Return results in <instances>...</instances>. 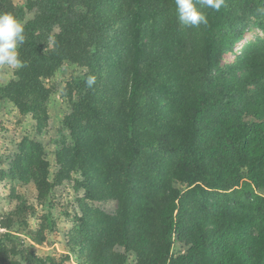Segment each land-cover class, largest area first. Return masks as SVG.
Instances as JSON below:
<instances>
[{"label":"trees","instance_id":"obj_1","mask_svg":"<svg viewBox=\"0 0 264 264\" xmlns=\"http://www.w3.org/2000/svg\"><path fill=\"white\" fill-rule=\"evenodd\" d=\"M204 11L193 28L175 0H0L27 21L0 95L35 130L0 156V264H264V37L222 64L264 31V0ZM56 229L59 255L31 243Z\"/></svg>","mask_w":264,"mask_h":264},{"label":"rangeland","instance_id":"obj_2","mask_svg":"<svg viewBox=\"0 0 264 264\" xmlns=\"http://www.w3.org/2000/svg\"><path fill=\"white\" fill-rule=\"evenodd\" d=\"M13 1L16 5L21 4L22 2V0ZM258 37H264V31L258 27L252 26L245 34L244 38L236 44L234 50L224 55L222 64L226 65L234 63L242 47ZM13 73L14 71L11 69L0 68V86L6 84L12 78ZM46 85L55 88L54 94L48 105V111L53 119V126L56 130H62V115L68 109V99L63 95V89L66 87V76L62 73L56 74L55 76L46 79ZM34 131V124L31 118L20 115L17 108L8 100L3 99L0 95V156L8 150L9 142L11 140L24 135L33 136ZM59 134L60 133H58L57 136H59ZM10 187L11 183L8 180L0 178V220L1 217L4 216L5 211L9 208V202L6 200V195ZM70 197L72 200L75 199L72 195ZM68 217L69 216L61 215L57 220L60 229H72V222L71 219H69L70 217ZM33 226L37 228L39 227L38 219L34 220ZM0 230L4 231V229L1 228ZM56 231H53V234L49 233L42 245L36 244L33 241H31V243L41 250L47 251L53 249V254L59 255L63 250V236ZM35 253L39 252L35 250Z\"/></svg>","mask_w":264,"mask_h":264},{"label":"clouds","instance_id":"obj_3","mask_svg":"<svg viewBox=\"0 0 264 264\" xmlns=\"http://www.w3.org/2000/svg\"><path fill=\"white\" fill-rule=\"evenodd\" d=\"M224 0H175L178 22L185 27H199L208 24L205 9L219 11ZM26 20L17 18L11 12H0V68L18 71L26 66L20 59L19 48L25 43ZM95 76H88L86 84L91 88Z\"/></svg>","mask_w":264,"mask_h":264}]
</instances>
